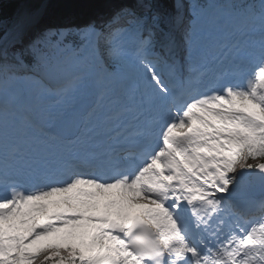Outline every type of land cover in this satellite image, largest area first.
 Wrapping results in <instances>:
<instances>
[{
  "label": "snow or ice",
  "instance_id": "6c2138e0",
  "mask_svg": "<svg viewBox=\"0 0 264 264\" xmlns=\"http://www.w3.org/2000/svg\"><path fill=\"white\" fill-rule=\"evenodd\" d=\"M91 2L0 15V264H264V0Z\"/></svg>",
  "mask_w": 264,
  "mask_h": 264
},
{
  "label": "rangeland",
  "instance_id": "374dc122",
  "mask_svg": "<svg viewBox=\"0 0 264 264\" xmlns=\"http://www.w3.org/2000/svg\"><path fill=\"white\" fill-rule=\"evenodd\" d=\"M53 1V2H52ZM57 0H50V4L51 3H55ZM230 0H208L207 3H205V9L206 12L211 14L213 12L214 9H218L216 12V15H221L222 16H226V14L223 12L222 7L219 8L220 4H224L226 5L227 3H229ZM57 6L59 7L57 12L52 14L47 21L49 23H57V24H64L63 22L66 21V23H68L69 21L72 22H80L83 20H86L88 18H90L92 15L95 14V12L98 10L99 6L97 4H94L91 2V0H85L84 1V6L82 7L83 10H81L77 15H70L71 12V1L70 0H58V2H56ZM49 4V7H50ZM212 4L213 6L210 7L209 5ZM214 7V8H213ZM70 23V22H69ZM259 159V158H257ZM255 162L254 160H249L248 163H253ZM258 162H262L260 161H256ZM254 164V163H253ZM47 253H45L44 255H46ZM43 260V255L38 256L37 259L33 262V264H41V261Z\"/></svg>",
  "mask_w": 264,
  "mask_h": 264
},
{
  "label": "trees",
  "instance_id": "16d2710c",
  "mask_svg": "<svg viewBox=\"0 0 264 264\" xmlns=\"http://www.w3.org/2000/svg\"><path fill=\"white\" fill-rule=\"evenodd\" d=\"M55 1V0H54ZM71 1V8L73 11V15L78 14L81 10H83L84 1L85 0H70ZM53 2V1H52ZM58 2V0L56 1ZM51 3L49 10H48V16H51L58 10L57 3ZM20 6L19 0H0V15L9 17L15 13V11ZM74 12H77L76 14Z\"/></svg>",
  "mask_w": 264,
  "mask_h": 264
},
{
  "label": "water",
  "instance_id": "95a60500",
  "mask_svg": "<svg viewBox=\"0 0 264 264\" xmlns=\"http://www.w3.org/2000/svg\"><path fill=\"white\" fill-rule=\"evenodd\" d=\"M255 177H259V178H260V176L258 175V173L255 174ZM260 179H261V178H260Z\"/></svg>",
  "mask_w": 264,
  "mask_h": 264
}]
</instances>
